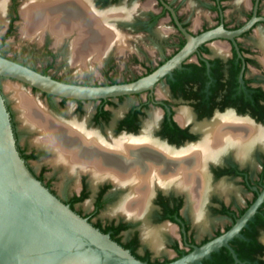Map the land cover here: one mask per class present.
<instances>
[{"label": "flooded vegetation", "instance_id": "obj_1", "mask_svg": "<svg viewBox=\"0 0 264 264\" xmlns=\"http://www.w3.org/2000/svg\"><path fill=\"white\" fill-rule=\"evenodd\" d=\"M127 1L88 0V3L97 13L113 11L117 16L108 18L111 26L112 19L125 15L122 13L130 16L137 8L142 15H135L133 21L130 16V21L118 24L135 27L153 38H157V25L170 26L167 31L173 33L162 38L161 42L168 49L162 48L154 65L138 62L132 56L131 61L143 68L142 74L122 82L112 81V84L131 82L147 75L183 46L184 38L166 7L180 27L190 35H198L219 25L224 31L234 32L254 19L237 38L227 42L215 38L200 44L179 67L155 83L150 93L145 91L137 95L92 101L94 107L91 115L88 120L82 121L86 131L95 132L106 141L111 137L113 140L121 137L133 141L141 139V142L136 141L140 144H134L132 148L143 153L144 163L152 168L154 176L146 206L139 218H128L118 213L112 215L111 219L101 221L98 214L113 199V193L120 192L116 204L125 191L116 188L107 179L92 182L88 173H77L81 175L77 181L78 192L57 196L51 187L52 177L45 178L48 170L40 166L35 172L30 167L29 162L38 158V150L20 147L15 132H12L20 158L50 193L93 227L109 238L111 236L112 241L134 258L146 264H166L228 231L264 187V0H205L204 5L199 7L200 11L196 12L199 18L191 23L195 31L189 28L190 23L183 17L188 10L182 5V0H134V5L129 8L124 6ZM4 2L8 19L2 37L10 34L14 23L20 20L21 8L26 0ZM72 36L74 39L76 34ZM46 45L47 41L44 40L43 46ZM45 53L49 59H55L52 52ZM0 56L7 58L1 51ZM13 61L29 68L22 62ZM157 90H161L163 96ZM128 98L134 101L123 103ZM64 103L61 104L59 99V106ZM82 103L74 102L76 114L82 113ZM181 109L187 110L191 118L179 120L177 113ZM6 110L13 129L11 114L8 108ZM217 118L216 122L223 128L209 129ZM207 132L215 138L212 145L205 141ZM209 146L217 151L215 157L207 159L204 167L198 165V150ZM197 165L204 169L209 187L200 199V220L194 218L195 199L189 197L192 194L178 185L179 173L182 170L195 173ZM86 181L93 194L90 210L82 212L75 206L88 196ZM76 197L82 198L75 202L73 199ZM143 226L157 229L162 236V246L157 251L142 240ZM163 226L168 229L160 230ZM261 237L264 242V201L227 243L237 263L225 247L210 252L199 263L260 264L264 261ZM253 243L260 248L251 249ZM162 252H169L172 256L159 257L158 254Z\"/></svg>", "mask_w": 264, "mask_h": 264}, {"label": "water", "instance_id": "obj_2", "mask_svg": "<svg viewBox=\"0 0 264 264\" xmlns=\"http://www.w3.org/2000/svg\"><path fill=\"white\" fill-rule=\"evenodd\" d=\"M166 8L182 34L184 44L167 61L134 81L95 86L69 84L1 56L0 78L13 80L53 98L73 102L106 100L145 91L150 93L155 83L179 67L200 44L215 38L226 42L237 38L254 21L251 19L234 32L224 31L219 25L198 35H190L180 27L171 10ZM263 201L264 187L228 231L166 264H200V259L219 247L227 248L237 263L227 243L237 235ZM0 264H146L74 213L33 176L16 150L9 114L1 96Z\"/></svg>", "mask_w": 264, "mask_h": 264}, {"label": "bare ground", "instance_id": "obj_3", "mask_svg": "<svg viewBox=\"0 0 264 264\" xmlns=\"http://www.w3.org/2000/svg\"><path fill=\"white\" fill-rule=\"evenodd\" d=\"M4 5L5 2L2 0L0 15L4 12ZM115 16L117 15L113 11L97 13L91 8L88 0H48L47 2L26 0L21 8L20 32L23 37L38 38L48 30L56 43L63 37L76 34L70 45L73 56L82 58L85 53L98 56L113 43L118 42L119 36L116 37L113 26L108 23L110 20L108 18ZM8 90L23 125L38 134L34 143L51 152L50 163L53 166L61 167L64 173L70 175H77L79 172L88 173L92 182L110 180L116 188L125 191L110 213L139 218L138 215H141L146 206L154 176L152 168L144 163L143 153L132 148L134 144H140V138L135 139L140 142L128 137L114 140L109 137V141H106L95 132L86 131L83 127L84 123L70 121L65 124L54 120L45 112L41 104L19 88L9 86ZM159 95L163 96V92L159 91ZM177 118L187 120L191 116L187 110L181 109L177 113ZM216 121L218 118L212 122L209 129L223 128ZM214 139L210 132L206 133L205 141L208 145L214 144ZM216 152L213 146L198 150V165L202 164L201 166L204 167L206 160L215 157ZM198 165L195 173L189 174L182 170L178 175L179 187L189 190L192 194L189 197L195 199L196 220L202 217L200 199L205 196L209 188L204 169ZM167 229V226L160 228L163 231ZM141 237L155 251L162 246V236L157 229L143 226Z\"/></svg>", "mask_w": 264, "mask_h": 264}, {"label": "rangeland", "instance_id": "obj_4", "mask_svg": "<svg viewBox=\"0 0 264 264\" xmlns=\"http://www.w3.org/2000/svg\"><path fill=\"white\" fill-rule=\"evenodd\" d=\"M1 1L2 0H0V2ZM182 2V5H184L185 9L188 10L183 17L190 23L189 28L195 31L196 28L192 26L191 23H193L195 18H199V15H197L196 12L197 10L200 11L199 7H202L206 1L182 0ZM132 5H134V0H128L124 4L127 8ZM6 8L7 7L4 5V12L0 15L1 53L7 57L6 59L22 62L36 72L46 70V75L50 78L69 84L90 86L105 85L107 81L122 82L137 77L142 74L143 68L138 63H133L131 61V57L135 56L138 62H143L147 65H154L157 58L162 53V48H167L161 42L162 38L167 37L168 33H173L172 31H167L170 26L157 25V27H155L157 38H153L142 34L135 27L121 25L122 22L126 20L130 21L131 17V21H133L136 16L139 17L142 15L136 8V10L129 14L131 17L128 16L127 13L121 12L125 15L112 19V25L116 30L115 35L116 37L119 36L117 39L118 42L116 41L117 43H113L110 47L106 48L103 53L98 54V56L94 54L87 55L85 53L82 58H76L73 56L70 46L73 36L63 37L57 43L55 42V38L52 37V33H50L52 35L51 36L48 32L46 33V31H44L39 38L28 36L23 37L20 32V23L22 22L21 18L20 20L17 19L14 23V29L11 33L6 37H2L8 19V12ZM171 37L172 36L170 35L169 38L171 39ZM44 40L47 41L46 46H43ZM170 42L173 44L174 40L171 39ZM45 52H52L55 55V59H49ZM9 86L19 88L27 93L29 97L35 99V101L45 108V112H47L50 117L65 124L70 123V121L83 123V120H88L93 110L94 103L92 101L83 102L82 113L76 114L74 112L75 104L73 101L67 100L63 106H59V99L57 98L48 99L43 96V94L23 84L13 80L0 78V96L4 102L5 108H8L9 113L11 114L13 122L12 130L15 132L18 145L20 147L27 146L28 149L35 148V150H38V158L35 161L29 162L30 167L35 172L38 171L40 166H43L48 170V172L45 173V178H50V176L52 177V179H50L51 187L57 196L63 197L73 192H78L77 181L81 175H70L64 173L61 167L51 165V152L48 149L38 147L34 143V139L38 134L23 125L21 119L19 118V114L8 90ZM157 87L159 88V86ZM159 91L161 90H157L156 92L159 94ZM142 97L143 95L140 96V98ZM131 101H134V99L128 98L125 99L123 103ZM99 134H101V132H99ZM87 188V198L75 206L76 209L82 212H88L91 206L93 191L88 182ZM114 193L113 199L107 203L98 214V218L101 221L112 218L110 210L120 201L119 200L115 204L118 196H120V192L116 191ZM260 241L264 246L262 237L260 238ZM158 256L171 257L172 255L169 252H162L159 253Z\"/></svg>", "mask_w": 264, "mask_h": 264}, {"label": "trees", "instance_id": "obj_5", "mask_svg": "<svg viewBox=\"0 0 264 264\" xmlns=\"http://www.w3.org/2000/svg\"><path fill=\"white\" fill-rule=\"evenodd\" d=\"M2 57V56H1ZM9 60V59H8ZM11 61H13V60H11ZM13 62H15V61H13ZM40 74H42V75H46V70H43ZM109 83L108 84H112V81H108ZM43 95H45V94H43ZM66 100L65 99H60V103L61 104H63L64 102H65ZM77 103H79V102H77ZM82 197H76V198H74L73 199V201H75V202H78V201H80V199H81ZM99 231L102 233V231L99 229ZM110 239L111 240H113L112 239V237L110 236ZM251 246H252V248L251 249H253V248H255V249H257L259 246H257V244H251ZM260 248V247H259ZM258 248V249H259ZM132 253V252H131ZM260 264H264V261H261V263Z\"/></svg>", "mask_w": 264, "mask_h": 264}]
</instances>
